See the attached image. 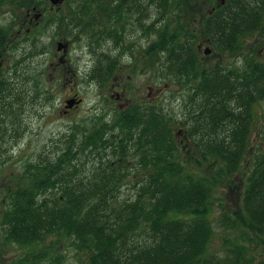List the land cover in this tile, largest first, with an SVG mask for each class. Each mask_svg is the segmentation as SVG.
Listing matches in <instances>:
<instances>
[{"label": "trees", "instance_id": "16d2710c", "mask_svg": "<svg viewBox=\"0 0 264 264\" xmlns=\"http://www.w3.org/2000/svg\"><path fill=\"white\" fill-rule=\"evenodd\" d=\"M92 1L99 10L92 12L89 3L73 6L64 24L71 32L91 34L92 40L99 37L93 49L103 37L119 36L111 27L97 31L95 23H123L132 8L142 6L129 0ZM147 2L145 13L139 12L145 20H139V27L146 38L152 33L156 38L146 53L161 62L165 84L181 87L182 120L168 116L164 103L158 108L132 106L116 121L104 117L99 127L75 138L74 152L44 165L28 163L25 182L8 192L2 214L4 239L23 251L11 264H63L61 248L66 246L86 254L88 264H255L244 243H229L221 256L211 253V198L219 178L241 175L242 205L224 214L222 223L264 241V147L251 151L255 107L264 101V63L205 67L198 42L208 41L213 54L236 53L243 39L262 29L264 0H228L207 12L199 0ZM156 5L162 12L157 7L158 17L153 18L150 9ZM8 6L31 9L40 2L0 0V13ZM18 24L0 27V64L13 52L11 47L24 51L16 52L9 74L0 73L1 118L10 105L6 98L29 94L25 87L30 81L35 82V96L40 95V81L29 75L32 66L21 68L26 59L39 55L37 40L10 37ZM98 57L105 60L93 75L112 78L117 58L103 53ZM16 99L22 101L19 95ZM181 122L190 136H197L199 155L217 171L214 179L189 172L181 162L175 132ZM78 127L72 136L81 135ZM131 153L138 158L134 172L142 179L132 185L137 195L121 203L118 195L131 176V166L126 165ZM82 155L97 161L86 176H79Z\"/></svg>", "mask_w": 264, "mask_h": 264}, {"label": "rangeland", "instance_id": "374dc122", "mask_svg": "<svg viewBox=\"0 0 264 264\" xmlns=\"http://www.w3.org/2000/svg\"><path fill=\"white\" fill-rule=\"evenodd\" d=\"M34 1L40 2V6L38 8L36 6L35 11L33 8L22 7L18 9L8 6L0 13V27H5L11 23L12 25L17 22L21 23L13 30V33L21 29L22 23L27 19L28 11L31 12L30 18H33L34 23L38 22L29 33H26V26L16 41L24 42L27 37L31 40H37L36 49L39 55L29 60L26 59V63L21 64V68L28 69L31 65L33 72L29 71V75L34 76L33 80L40 81L38 88L40 95L35 96V82L30 81L25 87L29 94L25 96L15 94L7 97L6 101L10 104L9 108H6L7 114L2 118L0 116V138L2 135L4 136L0 141L2 153L0 154V264H11L15 258L23 253L21 248L8 244L4 239L1 220L8 201V192L23 185L28 163L44 165L46 162L57 160L66 151L74 152L76 145L73 140L78 139L95 126L99 127L103 123L102 118H104H99V115L101 116L103 112L106 113L107 111L110 115L107 120L112 123L113 114L111 115V113L118 109V106L107 104L106 99H110L111 86L115 84L112 78L116 70L119 69L120 73L117 81L119 83L118 91H124L125 100H133L148 105L153 104L156 108L164 103L163 107L166 106L169 109L168 116L173 114L176 120L183 118L180 115L182 113L181 87L173 83L170 86L165 84L162 80L161 62H156L146 53L148 45L156 38L155 34L152 33L149 38H139L138 33L130 31L131 28L125 25L124 48L120 46L116 48L111 41L104 40L100 41L101 47L99 53H96L92 47L94 38L91 39V34L85 35L78 30L71 32L72 29L66 24L67 18L74 9L73 6L78 5V2L89 3L90 5L92 0H63L58 5H53L51 0ZM227 2L228 0H199L198 5L199 7L203 5L204 11L207 12L210 9L214 11ZM157 7L159 8L156 5L150 9L153 18L158 17ZM94 10L99 9L92 5L91 11L95 12ZM159 10L162 12L160 8ZM38 15L39 19L36 20L35 17ZM197 18L199 19V16ZM112 20L114 22V19ZM99 24L103 27L104 23H97L96 29H100ZM59 43L65 45L61 51L58 50ZM198 44L201 48L199 49V59L202 60L205 67L210 68L218 63L231 68L244 66L248 62L262 64L264 63V24L260 31L243 39L241 49L233 54L216 52L206 56L204 49L206 47L211 48L210 43L199 41ZM10 49L13 50V54L9 52L5 58L3 57L4 61L1 62L0 66L1 74L7 70V73H10L9 68L17 57L16 52H24L20 49L15 51L13 47ZM34 50L31 48L30 51L33 52ZM102 53L117 58L118 62L112 78L99 80L96 75H93L92 70L103 64L101 61H104L105 58L98 57ZM100 82H105L107 87L103 86L105 83ZM18 95L22 98L20 102L16 99ZM74 95L83 99L81 107L68 117H62L60 112L65 101ZM171 96L178 97V100L175 98L173 99L175 101H169ZM156 98L157 101L153 102L152 100ZM254 115L252 125L253 148L251 151L257 147L259 149L264 147V101L255 107ZM75 125L80 127L78 128L81 135L78 134L77 137L72 136L74 133L77 135ZM175 125H177L175 132L176 142L180 150L179 154L182 151L181 162L186 164L189 172L197 176L214 179L217 171L215 168L209 167L210 165L206 160L199 155L197 136H190L183 124ZM195 158L199 164L196 163ZM110 159L116 161L115 157H110ZM81 162H83V167H79V176H86L97 161L86 160L85 155H82ZM126 165L131 166L130 169L132 170L131 176L126 180L118 195V202L121 203L131 200L137 195L136 189L132 188V185L142 179L141 175H136L134 172V167L138 165V158L133 153L129 155V162ZM244 183L245 179L241 175H236L232 180L219 178L216 181L211 198V223L214 227V235L210 251L212 254L221 256L229 243L240 242L247 246L255 264H264V241L256 238L246 229L230 230L221 220L224 214H229L241 207ZM61 250L65 254L63 264H88L87 255L78 252L73 247L66 246Z\"/></svg>", "mask_w": 264, "mask_h": 264}, {"label": "flooded vegetation", "instance_id": "af4514ba", "mask_svg": "<svg viewBox=\"0 0 264 264\" xmlns=\"http://www.w3.org/2000/svg\"><path fill=\"white\" fill-rule=\"evenodd\" d=\"M106 2V0H99V1H97L96 3H103V2ZM126 2V1H125ZM128 3H134V4H139L140 3V5L142 4V6L141 7H139V8H132L131 10H132V14L130 15V16H128L129 17V19L127 20V21H124L123 23H116V22H111V24H109V23H105V22H103L102 20H100L99 19V16H97L98 17V19L101 21V23L103 24V27L99 24V28L100 29H102V31H105L106 29H108V28H112V29H116L119 33H118V37L117 38H111V37H103L102 38V40L101 41H104V40H106V41H111L112 42V44L117 48V47H123L124 48V42L123 41H125V35H126V30H124V27H125V25H127V27H129V28H131L130 29V31H133V32H136V33H138L139 34V38H145V36H144V33L142 32V29H141V27H139V20L143 17V15L141 14H139V12H142V13H145V11H146V6H147V0H129V1H127ZM91 3H95L94 1H91ZM117 3H118V1H117ZM80 4H83V3H81V2H78V5H80ZM135 6H137V5H135ZM35 9L36 8H33V11H35ZM115 12H116V9H115ZM118 12V11H117ZM30 14H31V12L30 11H28L27 12V16H26V18L28 19V22H26L27 21V19H25V21L22 23L23 24V26L21 27V29L19 30L18 29V31L17 32H15V33H11L10 34V37H13L14 35H17V36H20V34H21V32L25 29V27L27 26V30H26V33H29L30 31H31V29L33 28V27H35V25H37V23L38 22H35L34 23V20H33V18L31 19L30 18ZM29 19H30V21H29ZM142 20H143V22H145V20H144V17L142 18ZM99 21V22H100ZM106 21V20H105ZM95 25V29H96V27H97V23H95L94 24ZM120 28H123V29H120ZM97 31H99V29H96ZM123 31V32H122ZM132 32V33H133ZM131 34V33H130ZM16 36V37H17ZM18 38V37H17ZM97 39V37L96 38H94V40H93V42L94 41H97V40H100V38L98 37V39ZM92 42V43H93ZM116 42H118L117 44H116ZM123 45V46H122ZM103 46V45H102ZM100 47H101V44H99V45H96V47H94V49H95V52H99V50H100ZM200 49V48H199ZM0 66H1V64H0ZM120 75V73H119V69L118 70H116L115 71V75H114V77L112 78L113 79V82H115V84H113L112 86H111V90H110V99H106V103L108 104H115L116 106H118L117 108L118 109H116V110H114V112H112L111 113V115L113 114V116H112V121H116L117 120V118H118V116L120 115V113L121 112H123V111H125V110H127L128 108H130V107H132V106H138V107H144L145 105H148V104H143V103H137V101H133V100H125V98H124V95H125V93H124V91H121V92H119L118 91V88H119V83L117 82L118 81V76ZM130 79V78H129ZM107 87V86H106ZM105 87V88H106ZM126 88V87H125ZM123 92V93H122ZM151 95V94H150ZM160 95V94H159ZM159 95H158V98H159ZM73 98H75V99H77V100H81V103L80 104H78V105H75L72 109H69V110H65V103H64V105H63V109L61 110V112H60V114H61V116L62 117H65V116H69L70 114H72L75 110H77L79 107H81V105H82V102H83V99H81V98H79L78 96H76V95H74V96H71L69 99H73ZM68 99V100H69ZM67 101V100H66ZM65 101V102H66ZM153 102H155V101H157V98L155 99V100H152ZM141 104V105H140ZM151 106H153V104H151ZM158 108V107H157ZM101 117H105L106 118V120L110 117V115H108V113H107V111H106V113L105 112H103L102 113V115L100 116L99 115V118H101ZM108 121V120H107ZM109 122V121H108ZM181 125L183 124L182 122L180 123Z\"/></svg>", "mask_w": 264, "mask_h": 264}, {"label": "water", "instance_id": "95a60500", "mask_svg": "<svg viewBox=\"0 0 264 264\" xmlns=\"http://www.w3.org/2000/svg\"><path fill=\"white\" fill-rule=\"evenodd\" d=\"M62 1H63V0H51V3H52L53 5H58V4H60ZM35 19H36V20L39 19V15L36 16ZM64 48H65V45H63V43H59V44H58V50H59V51H61V50L64 49ZM200 49H201V48H200ZM211 53H212V50H211L210 47H206V48L204 49V54H205L206 56L211 55ZM80 103H81V100H77V99H75V98H73V99H69V100H67V101L65 102V110L72 109L75 105H78V104H80Z\"/></svg>", "mask_w": 264, "mask_h": 264}]
</instances>
